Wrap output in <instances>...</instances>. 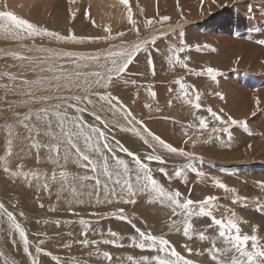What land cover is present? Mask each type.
<instances>
[{
  "label": "rangeland",
  "instance_id": "rangeland-1",
  "mask_svg": "<svg viewBox=\"0 0 264 264\" xmlns=\"http://www.w3.org/2000/svg\"><path fill=\"white\" fill-rule=\"evenodd\" d=\"M257 1L128 0V4L125 6L121 3V0H0V12H11L17 17L29 21L37 28L58 34L61 37L74 35L79 41L57 40L54 36L44 35L17 39L13 35L0 32V135L5 134L8 125L13 126L14 122L22 118L24 113H28L27 111L31 107L35 109L43 106V104H32L30 102L31 97L26 94L30 90L35 91L34 93L37 96H44V93L48 96L54 94L84 96L88 94L93 102L98 101L99 95L115 96L133 114L136 120L142 122L141 125L135 124L130 122L131 118L125 120L119 114L113 117L112 113L107 110V105H105L103 111H100V103L96 104L95 110L98 114L109 121L108 129H114L118 133L121 132L122 138H127V141L121 139L127 142L124 144L112 133L115 136L114 138H117L121 143L120 145L124 148L130 146L129 148H131L133 154L139 157L143 163L149 167L151 166L154 178L161 185L174 184L169 188L166 187L167 190L179 191L182 199L189 198L195 199L193 201H200L207 196L217 197L214 202L215 207L211 209L213 216L225 221L233 219L241 236L256 235L258 246L264 248V192L259 190L260 187L259 189L256 188V183H264V134H262L264 133V0ZM129 9L134 23L128 21ZM164 17H168V20H163ZM149 20L152 21L151 24L147 23ZM105 28L110 29V31L106 32ZM153 40L155 43H152ZM181 40L184 41L183 44H181ZM145 41L148 42L146 45L144 44ZM138 43L141 45L142 50L135 55L126 72L121 74L119 78H114L109 82L107 88L93 85L87 93L75 88L71 91L61 89L60 92L56 93L35 86L30 89L29 85L23 84L24 80L33 82L51 77L52 73L46 70L50 64H60L73 68L72 60L80 56H98L100 57V64L110 65V61L105 60L109 52L131 49ZM180 47L184 48L183 52L178 51ZM53 52L62 54L61 58L50 61L48 57ZM65 53L71 54V57L64 56ZM177 54L179 63L176 62ZM16 55L29 57L30 59L21 61L15 58ZM149 58L152 60L151 66L148 63ZM88 64V68L80 70L88 72L104 70L99 68L94 61H88ZM208 67H212L218 73L215 79L210 78L204 72V69ZM42 68L45 71L42 72ZM91 79L94 80L95 78ZM178 79L186 86L183 91L175 83ZM16 81H19L17 83L18 91L21 94L14 96L17 88L14 84ZM45 84L47 86L46 80ZM54 85L55 82H53V88ZM149 91L159 92L160 96L153 99L149 95ZM197 95L200 97L198 102L201 107L199 110L194 109L191 104L185 102L189 97L195 102ZM169 101H171V105H169ZM257 101H259L258 104ZM145 105H150V107H145ZM85 106L88 111L79 115L82 118L93 120L96 127H99L100 124L98 126L97 120L90 114L93 106L86 105V102L83 101L79 104V107ZM22 108H25V112ZM211 108L223 120L227 121V118L231 116L237 121H246V126L231 125L229 123L221 124L210 115L208 109ZM14 112L19 113V115H14ZM68 112L70 115H76L74 109H68ZM199 118L206 119L208 122L207 129H199ZM111 125L112 127H110ZM101 127L106 130L104 125L101 124L99 128ZM118 127H122L124 131L118 130ZM126 127L130 130L128 131ZM143 127H146L154 135L178 150L189 153L191 158L168 153L158 145L154 153L149 145L155 142L151 140V137H147L146 133H143ZM225 127L229 129V133L222 131ZM213 128L217 131L213 132ZM132 129L140 132L149 141V144H146L144 139L136 135ZM136 129H140V131ZM122 132H125L124 135ZM229 134L231 139H229ZM107 135L109 137V134ZM129 148L126 149L130 152ZM142 153L159 155L164 163L146 162L147 160L141 157ZM123 154L126 155L124 152ZM124 155L122 157L126 160V163L130 162V165H134L131 156L126 155L125 157ZM189 165H191V168ZM160 168H163L167 174L170 173L167 176L172 178H168L161 173ZM193 168L202 172L205 176H197L192 171ZM177 169L182 170L180 177L175 175ZM13 171L14 167L10 166V172ZM18 179L23 180V178ZM214 179H221L222 183L228 184L226 186H232L230 188L236 190L235 195L233 193L227 194L221 189L218 190L213 184ZM172 181L173 183H171ZM0 182V198L3 196L0 199V204H3L8 212L13 213L16 223L20 224L28 238L29 250H32L31 254L20 251L24 259H38L39 262H44V264H66L67 262V264H130L127 260L128 256L132 255L134 259L140 260L146 255L153 256L154 254V251L150 249L137 248L134 244L136 237L124 240V233L120 231L129 228L133 230L138 224L139 231H145V227H141L143 221L139 220L141 216L135 211L141 198L134 200L135 203H124L123 199L119 198L113 199L112 203L115 204L112 206L123 204V211L121 212L118 207L108 211L107 214L97 212V210H103V206L99 209V207L87 203L78 211L70 210L65 213V211L61 212V209L57 210L54 212L53 219H49L46 209L39 210L44 213L43 220L42 217H33L37 210L25 204L26 195L23 196L20 192L14 193L15 195L9 194L8 186L3 184V181L0 180ZM232 183L233 185H231ZM52 184L57 186L59 183L52 182ZM248 188L252 192L249 193ZM201 190L202 192H197ZM210 190L212 191L211 195L207 194L210 193ZM253 190L260 192L256 193ZM144 195L150 198L146 199ZM142 197L145 201L151 199L149 202L155 198L148 196L145 192H143ZM124 198H127V196ZM234 199L236 200L235 203L232 201ZM170 208L171 212L168 211V217L160 220V222L163 221V224L160 223L158 226L159 234L156 232L157 227L154 229L155 232L152 233L148 232L152 231L153 228H146L149 229L147 233L167 238L181 255L192 260L194 264H208L209 262L216 264L208 256V248L205 246L207 241L210 242L211 240L201 241L196 238L193 244H196V241L199 240L205 248L195 246L190 248L192 249L191 253L188 252V249L180 251L179 247L181 248L186 244L184 242H189V239L183 235L182 224L180 225V231H176V228L172 226L173 220L182 221L183 217L179 215L180 210H177V214L173 215L172 206ZM95 212L98 214H95ZM121 216L125 219H121ZM126 217H129V219ZM81 218L87 222L88 228L77 221H80ZM194 218L197 217L193 216L192 219ZM203 218L208 220V217ZM104 221L109 223L107 228H103L106 224ZM57 222L59 223L57 224ZM208 222L211 223V219ZM47 224L60 226L62 229L55 233L62 235V238L55 239L54 232L48 229ZM141 228L142 230H140ZM199 228L204 229L201 226ZM97 229L103 230L104 232H101L103 234L97 235L94 233ZM206 229L210 234H205L206 236L210 237L212 235L211 237L216 239L215 243H222L226 246L223 238L218 236L219 229L216 226L206 227ZM109 230L115 231L119 239H115L114 243L104 244V239L114 240L113 237L108 235ZM82 232H86L90 237L92 236L88 240L89 244L87 246L77 238L78 234L81 235ZM136 232L138 231L136 230ZM168 234L170 235L168 236ZM69 235L71 236L69 237ZM93 240L98 243L93 245L91 243ZM217 240L218 242H216ZM14 242H19L18 249L24 247L19 233L8 223L3 212H0V264H15L14 256L17 257L19 251L13 247ZM37 247L41 249V252L36 251ZM245 247L250 251L251 241ZM110 248L115 249V251L111 252ZM5 251H8V254L2 256L1 253H7ZM33 251H36V254ZM105 251H109L112 257L111 261L103 257L102 253ZM139 251H144L140 257L136 255ZM236 254L238 255V253ZM41 262L40 264H42Z\"/></svg>",
  "mask_w": 264,
  "mask_h": 264
},
{
  "label": "snow or ice",
  "instance_id": "snow-or-ice-1",
  "mask_svg": "<svg viewBox=\"0 0 264 264\" xmlns=\"http://www.w3.org/2000/svg\"><path fill=\"white\" fill-rule=\"evenodd\" d=\"M121 3L127 6L128 0H121ZM163 20H168V17H164ZM128 21L129 23H134L130 9L128 13ZM147 23L151 24L152 21L149 20ZM105 31L108 32L110 29L105 28ZM0 32L13 35L17 39L22 37L44 35L54 36L57 40L68 39L79 42L78 38L74 35L70 34L68 37H61L58 34L39 29L29 21L21 19L8 11L0 12ZM147 43V41L144 42L145 45ZM152 43H155V41L153 40ZM183 43L184 41L181 40V44ZM141 50V45L138 43L131 49L111 51L105 57L106 61H110V65L100 64V57L98 56L76 57L72 60L74 66L73 68H68L60 64H50L46 70L52 73L51 77L39 79L33 82L24 80L23 84L29 85L30 89L35 86L43 88L45 91L52 90L56 93L60 92L61 89L71 91L73 88L80 89L87 93L88 89H91L93 85L107 88L109 82H111L114 78H119L121 74L126 72L129 65L135 58V55ZM178 51L183 52L184 48L180 47ZM63 55L71 57V54L65 53ZM15 58L21 61L30 59L29 57L20 55H16ZM60 58V53H52L48 57L50 61L53 59L59 60ZM88 61H94L99 68L104 70L91 72L81 71L80 69L89 67ZM176 62L179 63L178 54ZM148 63L150 66L152 65V60L150 58ZM41 71H45V69L42 68ZM204 72H206L212 79H215L218 74L212 67L204 69ZM93 77L95 78L94 80L91 79ZM45 80L47 81V86H45ZM53 82H55L54 88L52 87ZM175 83L179 85V88L182 91L186 87L179 79L176 80ZM26 94L31 97L30 102L36 104L42 103L44 105L37 108L34 112L29 111V113L23 115L22 119L18 120V123L29 132V137H27V139L31 140L30 147L36 149L38 153L41 148L46 149L48 153L47 159L50 162L59 165L63 161V164L66 166L67 163L72 160L73 162L78 163L80 167L88 169L91 174H72L64 168L60 170L58 174L54 170L51 177H49L47 173L39 170L23 171V165H19L18 170L11 173L13 176L23 177L25 182L30 185L33 181H35L36 186L38 188L42 187L45 191L49 189L50 182H58L60 184V191L70 192L72 198L77 200V202H82L80 197L84 195L89 197L95 196L97 202H99L102 192L108 203H112V200L116 198L123 199L124 203H135L132 197L136 196L138 192H146L150 196L154 195V197L159 199L161 203H164L165 201L168 202L172 206L173 215H176L177 210H180L179 215L183 217V220H173L172 226L176 228V231H180V225L182 224L183 235L188 239H192L193 235L197 234L192 223L193 216H196L197 218L208 217L211 219V225H209V227L216 226L219 229L218 236L223 238L226 247H216L215 238L206 236L204 232H199L198 238L201 241L206 239L212 241V247L207 249V253L208 256L216 262V264H264V248L258 246V239L256 235L241 236L239 234L237 224L233 219L225 221L223 219H217L213 216L211 209L215 207L214 202L217 200V197L207 196L203 200L193 201L192 199H182L179 191L172 192L166 190L158 182V180L154 178L152 169L147 164L143 163L139 157L131 152H128L126 148L120 145L119 141H116V148H113L109 143V138L105 131L101 130L99 127L88 125L82 119L81 115H79L80 113L88 111L86 106L79 107V104L82 101L86 102V105L93 106V110L90 114L93 115L95 119L100 122V124L104 125V128H108L109 121L104 119L95 110L96 104L103 102L100 103V111H103L105 105H107V110L112 113L113 117L119 114L123 117V119L129 120V118H131L130 122L141 125L142 122L136 120L133 114L117 97L107 94H98V101L93 102L88 94H85L84 96H61L56 94L51 96H36L31 90ZM184 94L188 95L187 93ZM149 95L153 99L156 97V93L154 91H149ZM199 99L200 97L197 95L195 97V102H193L191 97H189L185 102L191 104L194 109L199 110L201 107L198 102ZM73 101H75V103H73ZM258 103L259 101H257V104ZM169 105H171V101H169ZM145 107H150V105H145ZM68 109H74L76 115H70ZM208 111L210 115L221 124L229 123L231 125L239 124L246 126V121H237L231 116H229L227 121H225L220 115L216 114L211 109H208ZM53 121H55V128L58 129V132L53 130ZM198 127L200 130L207 129L208 122L206 119L199 118ZM42 129L43 131H41ZM121 130L124 129L122 128ZM6 131V152L4 156H0V166L3 167L5 172H9V158L13 155V140L16 136H18V133L13 130L12 126H8ZM132 131H134L136 135L141 136L146 144L149 143V141L140 132H136L135 129H132ZM212 131L216 132L217 129L213 128ZM222 131L229 133V129L227 127L222 129ZM33 132L36 134L35 137L31 135ZM143 133H146L147 137H151V140L155 142L154 144L149 145L152 147L154 153L156 151V146L158 145L168 153L190 157L189 153H186L183 150H178L176 147L166 143L163 139L154 135L146 127H143ZM41 135L47 138V140L41 141L36 138ZM229 139H231L230 134ZM81 142L83 147H81ZM116 150L126 152L127 155L131 156L135 167H130L124 159L117 157L115 155ZM106 153H111V158ZM146 159L148 161L159 162L160 164L164 163V160L159 155H148ZM37 160L39 161V156H37ZM189 167L191 168V165H189ZM159 171L165 176L168 175L163 168H160ZM192 171H194L197 176H203L202 172H199L194 168ZM175 175L180 177L182 175V170L177 169L175 171ZM92 181H94V183H87ZM110 184L112 185L111 187H109ZM213 184L216 188L221 189L226 193H233L234 195L236 193L234 188L226 186L219 179H214ZM259 187L260 190L264 192V183H260ZM86 188H90L91 191H81V189ZM118 188L120 193H126L127 198H124V196H118ZM233 202L235 203L236 200L234 199ZM42 206L43 205H41V207ZM120 211L122 212L123 209ZM0 212H3V214L7 217L8 223L15 229L16 232L19 233V236L24 244V252L28 253V238L26 237L20 224L16 223L13 213L8 212L4 208L3 204H0ZM120 218L124 219L122 216ZM58 223L59 222H57V224ZM79 223L85 228L89 227L87 222L83 219H81ZM137 231L139 236L134 241L135 246L142 250L146 248L150 249L156 254L150 258L142 257L140 260H136L132 256H128L127 260L130 264H194L192 260L186 259L183 255H181L175 247L172 246L168 239L157 237L139 230ZM82 235H86V232H82ZM108 235L113 237L114 240L109 241L108 239H104V244H108L110 242L114 243L115 239H119V236L115 231L109 230ZM249 241H251L250 251L245 247ZM81 243L87 246L89 241L85 239L81 241ZM91 243L95 245L98 242L93 240ZM36 251L39 253L41 252V249L37 247ZM191 251L192 249L189 248L188 252L191 253ZM230 252L238 253V255L233 254L230 260L221 258L226 257ZM102 255L104 258L111 261L112 257L109 252L105 251ZM33 264H37V261L33 260Z\"/></svg>",
  "mask_w": 264,
  "mask_h": 264
},
{
  "label": "bare ground",
  "instance_id": "bare-ground-1",
  "mask_svg": "<svg viewBox=\"0 0 264 264\" xmlns=\"http://www.w3.org/2000/svg\"><path fill=\"white\" fill-rule=\"evenodd\" d=\"M257 1V0H256ZM259 1V0H258ZM257 1V2H258ZM255 2V1H254ZM263 2V1H262ZM250 7V6H249ZM256 8V7H255ZM250 28H252V27H250ZM249 31V30H248ZM139 38V37H138ZM237 44V43H236ZM74 52V51H73ZM53 53H55V52H53ZM62 55V54H61ZM75 55V54H74ZM221 56V55H220ZM76 57V56H75ZM252 59V58H251ZM253 60H254V58H253ZM55 64V63H54ZM203 64V63H202ZM255 66V65H254ZM188 71V70H187ZM43 72V71H42ZM44 75V74H43ZM43 77V76H42ZM46 77V76H45ZM44 77V78H45ZM255 78H256V76H255ZM165 79V78H164ZM226 79V78H225ZM224 79V80H225ZM222 80V79H221ZM148 81V80H147ZM219 81V80H218ZM19 81H16V83H14L16 86H17V88H16V91H15V94H14V96L15 95H17V94H21V92L20 91H18V83ZM136 82V81H135ZM248 82V81H247ZM157 83V82H156ZM159 83V82H158ZM157 83V84H158ZM155 84V83H154ZM237 84V83H236ZM247 84V83H246ZM251 84V83H250ZM46 85V84H45ZM139 85H141V84H139ZM154 86V85H153ZM152 86V87H153ZM156 86V85H155ZM167 86V85H166ZM225 86V85H224ZM15 87V86H14ZM139 87V86H138ZM157 87V86H156ZM142 88H143V86H142ZM30 90V89H29ZM28 90V91H29ZM128 90V89H127ZM28 91H25V92H28ZM132 91V90H131ZM35 91H33V93H34ZM158 93V94H157ZM223 93V92H222ZM37 94V93H36ZM40 95L42 94V93H39ZM147 94V93H146ZM156 97L157 96H160V94H159V92H156ZM201 94V93H200ZM199 94V95H200ZM208 94V93H207ZM232 94V93H231ZM43 95V94H42ZM44 95H45V93H44ZM47 95V94H46ZM37 96V95H36ZM130 96H131V94H130ZM227 96V95H226ZM132 97V96H131ZM203 97V96H202ZM252 97V96H251ZM126 98V97H125ZM226 98V97H225ZM245 98V97H244ZM247 98V97H246ZM127 99V98H126ZM203 99V98H202ZM221 99H222V97H221ZM16 100V99H15ZM210 100V99H209ZM256 100V99H255ZM254 100V101H255ZM17 101H18V99H17ZM143 102V101H142ZM245 102V101H244ZM248 102V101H247ZM101 103V102H100ZM246 103V102H245ZM244 103V104H245ZM33 104V103H32ZM206 104V103H205ZM235 104V103H234ZM243 104V103H242ZM34 105H36V104H34ZM33 105V106H34ZM40 105H42V103L40 104ZM206 105H208V104H206ZM223 105V104H222ZM44 106V105H43ZM204 107H205V105H203ZM250 106V105H249ZM211 107V106H210ZM251 107V106H250ZM20 108V107H19ZM38 108V107H37ZM37 108H30L29 109V111H32V112H34ZM214 108V107H213ZM234 108V107H233ZM23 109V108H22ZM25 109V108H24ZM24 109H23V112H25L24 111ZM224 109V108H223ZM235 109V108H234ZM26 110H28V109H26ZM211 110H212V108H211ZM231 110V109H230ZM251 110V109H250ZM29 111H27L28 113H29ZM135 111V110H134ZM22 112V113H23ZM200 112V111H199ZM250 112V111H249ZM15 113V112H14ZM21 113V112H20ZM21 113V114H22ZM106 113H108V112H106ZM170 113H171V111H170ZM24 114H26V113H24ZM169 114V113H168ZM14 115H19V113L18 114H14ZM106 115V114H105ZM171 115V114H170ZM234 115V114H233ZM104 116V115H103ZM235 117V116H234ZM16 118V117H15ZM20 119H22V118H20ZM19 119V120H20ZM88 125H91V126H96V124H94V122H93V120H91V119H85V118H82ZM157 119V118H156ZM163 119V118H162ZM171 119V118H170ZM143 121V120H142ZM99 121H97V124H98V126H99V124L100 123H98ZM123 122V121H122ZM30 123V122H29ZM161 123V122H160ZM123 124V123H122ZM172 124V123H171ZM118 125H120V124H118ZM174 125V124H173ZM9 126V125H8ZM100 126H101V124H100ZM99 126V127H100ZM13 130L16 132V133H18V136H16L15 138H14V140H13V155L9 158V168H10V166L11 167H14V171H17L18 170V166L19 165H23V168H22V170L23 171H30V170H39V171H41V172H45V173H47L48 174V176L49 177H51V174H52V172L55 170L56 172H57V174H58V172L60 171V170H62V169H64V168H66V170L67 171H69L70 173H72V174H80V175H83V174H91L89 171H88V169H86V168H82V167H80L79 165H78V163H76V162H73L72 160H70L68 163H67V165L65 166L64 164H63V161L61 162V164H59V165H57V164H55V163H53V162H50L48 159H47V155H48V153H47V150L46 149H44V148H41L40 150H39V153L37 152V150L36 149H34V148H31L30 147V144H31V140L30 139H27V137H29V132H28V130H26L22 125H20L19 123H18V119H17V122H14V124H13ZM110 127H112V125L110 126ZM116 127V126H115ZM123 127H124V125H123ZM151 127V126H150ZM119 128V127H118ZM120 128H122V127H120ZM118 129V130H120L121 131V129ZM159 128V127H158ZM5 129V128H4ZM7 129V128H6ZM106 130H103V128L101 127V130H103V131H105V133H106V135L107 134H109V137L108 138H110V136L112 135V133L113 134H115L116 136H117V138H119L118 140H125V141H127V138H122V134H121V132L120 133H118V132H115V130L113 131V130H110V128L108 129V128H105ZM116 129H117V127H116ZM126 129H128L127 127H126ZM53 130L54 131H57L58 132V129H56L55 128V121H53ZM130 129H128V131H129ZM136 130H138V131H140V129H136ZM41 131H43V129L41 130ZM124 131V130H123ZM126 131V130H125ZM1 132V131H0ZM123 133V132H122ZM125 133V132H124ZM124 133H123V135H124ZM2 134V133H1ZM120 134V135H119ZM262 134H264V133H262ZM32 136H34L35 137V132H33L32 134H31ZM108 136V135H107ZM0 137H1V139H0V156H4L5 155V152H6V140H7V131H6V133L5 134H2V135H0ZM115 136H111V138H110V145L113 147V148H116V141H118L117 140V138H114ZM38 140H41V141H46L47 140V138H45V137H43L42 135L41 136H39V137H36ZM150 138V137H149ZM121 140V141H122ZM150 140V139H149ZM174 140V139H173ZM172 141V140H171ZM122 142H124V141H122ZM141 142H142V140H141ZM115 143V144H114ZM127 142H124V144H126ZM130 143H132V142H130ZM144 143V142H143ZM121 144V143H120ZM123 144V145H124ZM149 144V143H148ZM129 145V144H128ZM81 147H83V144H82V142H81ZM130 147V146H129ZM129 147H127V146H125V148H129ZM129 150H130V152L131 153H133L132 152V150H131V148H129ZM134 150V149H133ZM143 150H145V149H143ZM188 151V150H187ZM129 152V151H128ZM126 155H127V153L126 152H124ZM140 153V152H139ZM144 153V152H143ZM141 154L142 156L141 157H143L144 159H146V157L148 156V155H146V154ZM107 155H109V157L111 158V153H106ZM120 154V155H119ZM151 154H152V152H151ZM115 155L117 156V157H119V158H121V159H124L123 157H122V155H124L123 154V152H121V151H119V150H116V152H115ZM126 155H124L125 157H126ZM37 156H39V161L37 160ZM129 156V155H128ZM140 156V155H139ZM130 157V156H129ZM126 159V158H125ZM131 159H132V157H131ZM147 160V159H146ZM261 160H263V159H261ZM145 161V160H144ZM125 162H126V160H125ZM146 162H148V160L146 161ZM185 162V161H184ZM191 162V161H190ZM203 162V161H202ZM84 163H86V162H84ZM130 162H128L127 164H129ZM187 163V162H186ZM188 164V163H187ZM228 164V163H227ZM157 165V164H156ZM241 165V164H240ZM129 166L130 167H132V168H134L135 167V165H133V164H129ZM153 166V165H152ZM151 167V166H150ZM201 167V166H200ZM196 168V167H195ZM221 170V169H220ZM189 172V171H188ZM194 172V171H193ZM204 172V171H203ZM186 173H187V171H186ZM191 173V172H190ZM224 173H226V172H224ZM243 173V172H242ZM169 175H170V173H168ZM188 174V173H187ZM187 174H185V175H187ZM223 174V173H222ZM228 174V173H227ZM227 174H225V175H227ZM0 176H1V178H0V180L1 181H3V184H5L6 186H8V190H9V194H14V193H19L20 192V194H22L23 196L24 195H26V198H25V204L27 205V206H31V207H33V208H35L37 211H36V213H35V215H33V217H36V218H38V217H42L43 215H44V213H43V211H39V210H43V209H46V211L48 212L47 214L49 215V219H53L54 218V212H56L57 210L59 211L60 209H61V212H64L65 211V213L66 212H68V211H70V210H75V211H78L79 210V208H82L83 206H84V204L85 203H87L88 205H92L93 204V206H97V208L99 207V209L101 208V206H103V210L101 209V211L100 210H97V212L99 213V214H107V212L108 211H112L113 209H116V208H118L119 207V210H121V209H123V204H121V205H116V206H112V205H114L115 203H108L107 202V200L104 198V195H103V193L101 192V195H100V201L99 202H97V199H96V197L95 196H93V197H89V196H87V195H84V196H82V197H80V200L82 201V202H77V200H75V199H73L72 198V196H71V194H70V192H68V191H60V184H58L57 186L56 185H53L52 184V182H50V185H49V189L47 190V191H45L42 187L41 188H38L37 186H36V182L35 181H33L32 182V184L30 185V184H28V183H26L25 182V180L23 179V180H19L18 178H20V179H22L23 177H15V176H13L12 174H11V172L9 171V172H5L4 170H3V167L2 166H0ZM205 175H203V177H204ZM223 176V175H222ZM236 176V175H235ZM168 178H169V176H167ZM175 177V176H174ZM195 177V176H194ZM200 177V176H199ZM198 177V178H199ZM207 177V176H206ZM224 177V176H223ZM162 178V177H161ZM170 178H172V177H170ZM186 178V177H185ZM236 178V177H235ZM174 179V178H173ZM177 179V178H176ZM226 179V178H225ZM170 180V179H169ZM172 180V179H171ZM195 180V179H194ZM219 180H221V179H219ZM228 180V179H227ZM235 180H237V179H235ZM168 181V180H167ZM177 181V180H176ZM188 181V180H187ZM230 181V180H229ZM229 181H227V183H229ZM166 182V181H165ZM186 182V181H185ZM231 182V181H230ZM1 183V182H0ZM23 183H25V184H23ZM55 183H58V182H55ZM87 183H94V181H92V182H87ZM171 183H173V181L171 182ZM190 183V182H189ZM251 183V182H250ZM225 184V183H224ZM260 184V183H259ZM259 184L258 183H256V185H257V187L254 185V187H256L257 189H259ZM168 186H163L166 190H167V188L166 187H168L169 188V186H174V184H170L169 185V183L167 184ZM185 185H186V183H185ZM225 185H228V184H225ZM229 185H230V183H229ZM231 185H233V183L231 184ZM112 185L110 184L109 185V187H111ZM179 186V185H178ZM200 187H201V185H200ZM210 187V186H209ZM229 187V186H228ZM230 187H232V186H230ZM13 188V189H12ZM172 189H173V187H171ZM182 188V187H181ZM204 188V187H203ZM250 188H252V187H250ZM250 188H248V190L250 189ZM5 189V188H4ZM3 189V190H4ZM198 190H199V188H197ZM196 189V190H197ZM211 189H212V187H211ZM246 189V188H245ZM252 189H254V188H252ZM14 190V191H13ZM170 191H174V190H171V189H169ZM219 190V189H218ZM240 190H242V189H240ZM260 190V189H259ZM81 191H85V192H87V191H91V189L90 188H86V189H81ZM190 191H191V189H190ZM212 191H213V189H212ZM212 191L210 190L209 192L210 193H207V194H212ZM243 191L245 192V190H244V188H243ZM250 191L251 190H249V193H250ZM254 192H256V193H258V192H260V191H255V190H253ZM117 192H118V195L119 196H122V195H124V194H126V193H120V191H119V188L117 189ZM197 192H202V190L201 191H197ZM252 192V191H251ZM146 193V192H145ZM204 193V192H203ZM6 194V193H5ZM19 194V195H20ZM142 194H143V192H138L137 193V195L136 196H134V197H132V199L133 200H136L137 198H141L140 200H139V205H137L138 207L136 208V212L138 213V215H140L141 216V218L139 219V220H142L143 222H141V227H145V233H147L148 231H149V229H146V228H153L152 229V231H149L148 233H152L153 231H154V229L157 227V231L156 232H158V234H159V231H158V226H159V224L161 223V224H163L162 222L163 221H161L160 222V220H162L164 217H168V211L169 212H171V208H170V204L168 203V202H164V203H161L160 202V200L159 199H156V198H154V195H153V200L151 201V202H149V200H151V199H149V200H144L143 199V197H142ZM193 194V193H192ZM198 194V193H197ZM228 194V193H227ZM245 194V193H244ZM15 195V194H14ZM238 195V194H237ZM8 196V195H7ZM145 196V195H144ZM147 196V195H146ZM145 196V198L146 199H148V198H150V197H146ZM148 196H150V195H148ZM206 196V195H205ZM3 197V196H2ZM1 197V198H2ZM9 197V196H8ZM124 197H126V195L124 196ZM195 197V196H194ZM0 198V199H1ZM4 199V198H3ZM189 199V198H188ZM193 200H195V199H193ZM4 201V200H3ZM114 201H116V200H114ZM233 201V200H232ZM2 202V201H1ZM218 204V203H217ZM233 204V203H232ZM41 205H43L42 207H41ZM135 205V204H134ZM233 206V205H232ZM130 207V206H129ZM86 208V207H85ZM91 208H94V207H91ZM170 208V209H169ZM223 209V208H222ZM95 210V209H94ZM35 211V210H34ZM93 211V210H92ZM96 211V210H95ZM45 212V211H44ZM85 212V211H84ZM90 212V211H89ZM246 212V211H245ZM259 212V211H258ZM77 213V212H76ZM98 213H96L95 212V214H98ZM39 214V215H38ZM134 214V213H133ZM136 214V213H135ZM171 214V213H170ZM27 215V214H26ZM30 215V214H29ZM32 215V214H31ZM172 215V214H171ZM248 215V214H247ZM254 215V214H253ZM38 216V217H37ZM136 216H137V214H136ZM68 217H69V215H68ZM82 217H84V216H82ZM256 217V216H255ZM45 218V217H44ZM72 218V216L70 217V219ZM78 218V217H77ZM85 218V217H84ZM92 218V217H91ZM127 218V217H126ZM132 218H134L133 216H132ZM131 218V219H132ZM138 218V217H137ZM205 218H207V217H205ZM28 219H30V218H28ZM41 219H43V217L41 218ZM82 219V218H81ZM89 219H90V217H89ZM109 219V218H108ZM125 219V218H124ZM127 219H129V217L127 218ZM136 219V218H135ZM258 219H259V217H258ZM31 220V219H30ZM38 220V219H37ZM44 220V219H43ZM88 220V219H87ZM137 220V219H136ZM168 220V219H167ZM210 219L208 218V220H205L204 218H194V219H192V223H193V225H194V228L196 229V233L197 234H194L193 235V238L192 239H189V242L187 241V242H184V243H186V244H184L183 246H181V248L179 247V249H180V251H183V250H185V249H189V248H193V247H195V246H199V248H205L204 247V245L202 244V242H200L199 240H195L196 241V244H193V242H194V239H196V238H198V233L199 232H204L205 234H209L208 233V231H207V229H206V227H209V225L211 224L210 222H208ZM3 221V220H2ZM29 221V220H28ZM46 221V220H45ZM78 222H79V220H77ZM133 221V220H132ZM151 221H153V222H151ZM31 222H33L32 220H31ZM30 222V223H31ZM90 222H92V221H90ZM105 223V226H103V228H107L108 227V221H104ZM128 222V221H127ZM138 222V221H137ZM137 222H136V225H137ZM149 222V224H147ZM150 222H151V224H150ZM168 222V221H167ZM71 223V222H70ZM74 223V222H73ZM75 223H77V222H75ZM96 223V222H95ZM119 223V222H118ZM140 223V222H139ZM261 223V222H260ZM24 224H25V222H24ZM41 224H42V222H41ZM52 224V223H51ZM92 224H93V222H92ZM97 224V223H96ZM96 224H95V226H96ZM130 224V223H129ZM134 224V223H133ZM45 225V224H44ZM131 225V224H130ZM139 225V224H138ZM137 225V226H138ZM24 226V225H23ZM47 226H48V229L49 230H52L53 232H54V234H55V236H54V238L55 239H61L62 238V235H59V234H56L55 232L56 231H58V230H61L62 228H60V226H54V225H48L47 224ZM75 226V225H74ZM94 226V227H95ZM101 226V225H100ZM137 226H135L134 228L135 229H130L129 227V229H123V230H120V231H122L123 233H124V240H126V239H128V238H133V237H136V238H138V236H139V234H138V232H136V230H139L138 228H137ZM199 226H201V228H204V229H200L199 228ZM247 226V225H246ZM6 227V226H5ZM5 227H4V229H5ZM10 227V226H9ZM75 227H77V226H75ZM74 227V228H75ZM93 227V226H92ZM167 227H168V225H167ZM6 228H8V227H6ZM11 228V227H10ZM45 228V227H44ZM78 228H80V227H78ZM164 228V227H163ZM173 228V227H172ZM24 229H25V227H24ZM10 230V229H9ZM42 230V229H41ZM40 230V231H41ZM47 230V229H46ZM45 230V231H46ZM70 230V229H69ZM78 230V229H77ZM80 230V229H79ZM82 230V229H81ZM93 230V229H92ZM140 230H142V228L140 229ZM161 230V229H160ZM166 230V229H165ZM175 230V229H174ZM174 230H172V231H174ZM242 230V229H241ZM44 231V230H43ZM71 231V230H70ZM75 231V230H74ZM103 230H101L100 231V229L98 230L97 229V231H94V233H96L97 235H100V234H103V233H101ZM143 231V230H142ZM209 231H210V229H209ZM91 232V231H90ZM93 232V231H92ZM104 232V231H103ZM155 232V231H154ZM161 232V231H160ZM242 232V231H241ZM10 234H11V232H9ZM74 233V232H73ZM118 233H120V232H118ZM165 233V232H164ZM163 233V234H164ZM53 234V235H54ZM80 234V233H79ZM78 234V237L77 238H79V240H80V242L81 241H83V240H85V239H87V240H89L91 237L89 236V234H86V235H82V233H81V235H79ZM157 234V235H158ZM161 234V233H160ZM77 235V234H76ZM130 235H131V237H130ZM154 235V234H153ZM170 234H168V236H169ZM210 235V234H209ZM214 235V234H213ZM50 236V235H49ZM59 236V238H57ZM71 235H69V237H70ZM160 236V235H159ZM158 236V237H159ZM167 236V237H168ZM212 236V235H211ZM210 236V237H211ZM67 237V236H66ZM73 237V236H72ZM100 237V236H99ZM161 237V236H160ZM171 237V236H170ZM15 239H16V237H15ZM14 239V240H15ZM112 239V238H111ZM167 239V238H166ZM19 240V239H18ZM184 240H186L185 238H184ZM183 240V241H184ZM216 240V239H215ZM56 241V240H55ZM176 241V240H175ZM205 241V240H204ZM19 242H20V240H19ZM19 242H14V246L13 247H15V248H17L18 249V247H19V245H18V243ZM216 242H218V240L216 241ZM204 243V242H203ZM56 244V243H55ZM216 244V247H218V248H224V247H226V246H224L222 243L221 244H218V243H215ZM11 245H12V243H11ZM102 245V244H101ZM110 245V244H109ZM9 246V245H8ZM103 246H104V244H103ZM112 246V245H111ZM208 249L209 248H211L212 247V241H210V242H208L207 241V245H205ZM10 249V248H9ZM64 249V248H63ZM62 249V250H63ZM96 249V248H95ZM98 249H100V248H98ZM102 249V248H101ZM11 250V249H10ZM52 250V249H51ZM110 250H112L111 252H113V251H115V249L113 250V249H111L110 248ZM0 251H1V249H0ZM3 251V250H2ZM16 251V250H15ZM18 251H19V254H18V256L16 257V256H14V263L15 264H33V260H30L29 258H26V259H24L22 256H21V252L20 251H22V252H24V247H20V249H18ZM45 251V250H44ZM69 251H70V249H69ZM4 252V251H3ZM5 252H7V253H1V255L3 256V255H6V254H8V251H5ZM36 251H33V253H35ZM53 252V251H52ZM58 252V251H57ZM109 252V251H108ZM147 252V251H146ZM145 252V253H146ZM28 253L29 254H31L32 253V250L30 249L29 251H28ZM56 253V252H55ZM67 253V252H66ZM74 253V252H73ZM78 253H80V252H78ZM142 253H144V251H142V252H138V253H136V255L138 256V257H140V256H142ZM148 253V252H147ZM180 253V252H179ZM36 254V253H35ZM42 254V253H41ZM68 254V253H67ZM156 253L154 252V254L153 255H155ZM186 254H187V252H186ZM56 255V254H55ZM134 255V254H133ZM233 255V253L232 252H230V253H228L227 254V256L225 257L226 259H231V256ZM235 255H237L236 253H235ZM132 256V255H131ZM16 257V258H15ZM48 257V256H47ZM133 257V256H132ZM146 257H151V256H149V255H146ZM9 258V257H8ZM24 259L23 261H22V259ZM69 258V257H68ZM222 259H225V258H223V257H221ZM209 261H211L210 259H208ZM10 261V260H9ZM35 261H37V264H40V262H39V260L37 259V260H35ZM54 261H55V259H54ZM207 261V260H206ZM117 262V261H116ZM208 262V261H207ZM9 263V262H8ZM42 263V262H41ZM45 263H46V261H45ZM62 263V262H61ZM68 263V262H67ZM66 263V264H67ZM209 263H211L212 264V262H209ZM208 263V264H209ZM215 263V262H214ZM42 264H44V262L42 263ZM206 264V263H205Z\"/></svg>",
  "mask_w": 264,
  "mask_h": 264
}]
</instances>
